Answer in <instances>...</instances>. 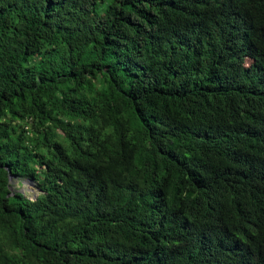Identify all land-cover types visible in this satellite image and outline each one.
Listing matches in <instances>:
<instances>
[{
  "label": "trees",
  "instance_id": "obj_1",
  "mask_svg": "<svg viewBox=\"0 0 264 264\" xmlns=\"http://www.w3.org/2000/svg\"><path fill=\"white\" fill-rule=\"evenodd\" d=\"M0 264H264V0H0Z\"/></svg>",
  "mask_w": 264,
  "mask_h": 264
},
{
  "label": "rangeland",
  "instance_id": "obj_2",
  "mask_svg": "<svg viewBox=\"0 0 264 264\" xmlns=\"http://www.w3.org/2000/svg\"><path fill=\"white\" fill-rule=\"evenodd\" d=\"M14 187L26 192V194L30 197H34L35 194L39 191V189L33 184L32 181H29L27 178H23L19 183L18 180H15ZM13 187V188H14Z\"/></svg>",
  "mask_w": 264,
  "mask_h": 264
},
{
  "label": "water",
  "instance_id": "obj_3",
  "mask_svg": "<svg viewBox=\"0 0 264 264\" xmlns=\"http://www.w3.org/2000/svg\"><path fill=\"white\" fill-rule=\"evenodd\" d=\"M12 180V174H9V182ZM36 195V194H35Z\"/></svg>",
  "mask_w": 264,
  "mask_h": 264
}]
</instances>
